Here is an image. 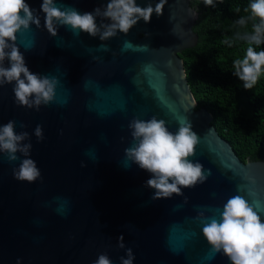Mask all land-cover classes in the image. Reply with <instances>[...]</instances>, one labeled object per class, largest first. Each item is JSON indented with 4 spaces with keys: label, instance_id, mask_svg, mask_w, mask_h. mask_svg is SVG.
Wrapping results in <instances>:
<instances>
[{
    "label": "water",
    "instance_id": "1",
    "mask_svg": "<svg viewBox=\"0 0 264 264\" xmlns=\"http://www.w3.org/2000/svg\"><path fill=\"white\" fill-rule=\"evenodd\" d=\"M26 2L40 27L17 33L16 45L32 73L58 83L54 100L39 110L16 103L14 84L0 87V125L12 120L17 134H29L23 143H31L30 158L41 173L35 182L18 181L13 169L20 161L0 153V264H94L100 254L121 264L129 248L133 264H231L212 253L196 217L201 211L212 216L240 195L264 221V160L244 162L212 112L197 108L180 56L199 42L200 13L192 0H166L162 15L106 41L64 26L52 36L42 0ZM107 2L55 0L61 10L81 14ZM136 2L155 7L159 0ZM152 117L173 133L180 123L191 124L199 142L189 159L203 165L205 182L152 199L150 174L125 159L133 144L129 123ZM37 125L43 140L34 134Z\"/></svg>",
    "mask_w": 264,
    "mask_h": 264
},
{
    "label": "clouds",
    "instance_id": "2",
    "mask_svg": "<svg viewBox=\"0 0 264 264\" xmlns=\"http://www.w3.org/2000/svg\"><path fill=\"white\" fill-rule=\"evenodd\" d=\"M165 3L166 0H159L155 7L151 3L140 7L136 0H108L105 7L81 14L74 8L61 10L55 0H42L40 11L45 14V27L52 36L57 35L58 26H64L76 34L84 32L106 41L116 36L118 31L127 34L141 19L150 23L153 13L157 16L163 14ZM205 4L211 5L212 0H205ZM250 10L260 23L254 26V34L247 39L250 44H260L264 36V0H254ZM35 12L26 0H0V87L14 84L12 90L16 103L39 110L41 105L54 100L58 81L32 73L16 45L17 33L28 30L32 24L40 27V18ZM97 17L100 18L99 24ZM239 23L244 24L245 21L241 19ZM100 47L108 50L106 45ZM5 60L8 61L7 67ZM234 65L233 74L243 82L244 89L251 90L264 66V51L256 52L249 46L245 57L234 61ZM15 127L16 122L12 120L0 125V153L5 154L10 163L20 161L19 166L13 169L16 180L32 183L41 177V173L30 158L31 143H23L30 139L29 134H17ZM128 127L133 144L125 149L126 166L131 162L150 174L146 186L154 190L153 200L171 198L173 194L182 195V188H192L206 181L203 165L189 159L195 154L199 142L190 123H180L175 133L169 131L164 120L156 117L149 120L134 118ZM34 134L38 140H43L40 125ZM196 219L202 225L203 236L213 254L222 253L231 264H264V221L242 196L230 197L223 210L215 209L212 216L201 211ZM122 241L121 236L120 248L125 247ZM126 256L121 257V264H133L132 249H127ZM94 264H112V261L107 254H100Z\"/></svg>",
    "mask_w": 264,
    "mask_h": 264
},
{
    "label": "trees",
    "instance_id": "3",
    "mask_svg": "<svg viewBox=\"0 0 264 264\" xmlns=\"http://www.w3.org/2000/svg\"><path fill=\"white\" fill-rule=\"evenodd\" d=\"M252 2L212 0L206 5L205 0H192L200 13L195 26L199 42L180 53L197 108L212 112L213 124L244 162L264 160V66L251 90L233 74L234 61L243 59L249 46L264 51V36L260 44L247 39L260 23L251 14Z\"/></svg>",
    "mask_w": 264,
    "mask_h": 264
}]
</instances>
